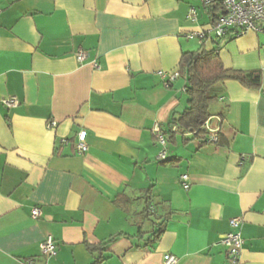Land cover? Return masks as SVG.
Wrapping results in <instances>:
<instances>
[{"label": "crops", "instance_id": "0c3cea01", "mask_svg": "<svg viewBox=\"0 0 264 264\" xmlns=\"http://www.w3.org/2000/svg\"><path fill=\"white\" fill-rule=\"evenodd\" d=\"M211 19L201 0H0V264H91L86 245L117 234L101 264H164L166 253L175 264H227L217 242L234 217L239 264H264V33L215 39ZM198 31L209 33L187 37ZM201 48H218L225 68L259 70L260 88L217 84L208 121L218 141L162 146L154 127L187 96L183 77L167 87L157 73ZM9 97L17 104L5 106ZM48 234L51 256L40 251Z\"/></svg>", "mask_w": 264, "mask_h": 264}, {"label": "trees", "instance_id": "16d2710c", "mask_svg": "<svg viewBox=\"0 0 264 264\" xmlns=\"http://www.w3.org/2000/svg\"><path fill=\"white\" fill-rule=\"evenodd\" d=\"M178 72L185 80L183 90L187 96V106L181 112L172 113L168 124L159 127L160 134L169 144L175 143L178 138L182 143H187L199 136L207 141L203 125L211 116V107L218 101V96L213 90L217 84L232 79L249 88H260L262 80L259 70L244 71L225 68L219 58L218 48L208 50L201 48L197 51L183 52L179 59ZM186 134L191 136L186 137ZM118 198L124 199V205L121 207L124 211H128L129 199L124 194H119L114 200L115 203ZM150 216L149 199H145L142 210L137 214L136 225L139 233H143L141 230L142 221L149 219ZM161 233L162 229L157 227L152 231L149 239L157 240ZM117 235L105 243L86 245L90 253H97L91 264L103 262V247Z\"/></svg>", "mask_w": 264, "mask_h": 264}, {"label": "built area", "instance_id": "2783aa9c", "mask_svg": "<svg viewBox=\"0 0 264 264\" xmlns=\"http://www.w3.org/2000/svg\"><path fill=\"white\" fill-rule=\"evenodd\" d=\"M202 5L211 12V28L215 39H223L225 37H237L245 34L248 31L257 33H264V0H201ZM187 17L191 20L196 18L195 8H190ZM209 31L191 32L187 37H197L202 41ZM75 58L78 62L82 63L87 58V52L79 49L75 53ZM93 67L98 68V64L93 62ZM162 79L165 86H170L172 81L179 78L178 70L172 72L158 71L157 73ZM3 104L11 107L17 104L15 97H9L3 100ZM53 121L48 122V126H54ZM205 135L208 142H217L219 138V127H211L208 119L203 125ZM154 132L157 136L159 143L164 146L165 139L160 134L157 125L154 127ZM85 130H80L77 134V141L75 149L78 153H83L87 150L85 142ZM165 148H163L158 158H165ZM181 184L184 189L189 188L188 176L181 175ZM30 216L37 218L41 216L39 207H33ZM241 220L240 218H231L229 224L232 228L231 231L223 233L219 236L218 244L224 246L227 251V264H239L240 250L243 244V239L237 230ZM41 254L45 256L54 255L56 252V244L53 237L48 234L40 243ZM164 264H175L176 257L166 253L163 255Z\"/></svg>", "mask_w": 264, "mask_h": 264}]
</instances>
